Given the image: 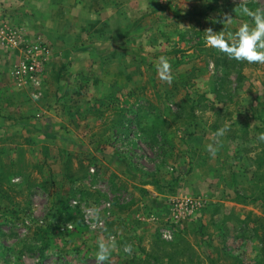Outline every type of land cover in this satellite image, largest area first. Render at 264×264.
Masks as SVG:
<instances>
[{"label": "rangeland", "instance_id": "obj_1", "mask_svg": "<svg viewBox=\"0 0 264 264\" xmlns=\"http://www.w3.org/2000/svg\"><path fill=\"white\" fill-rule=\"evenodd\" d=\"M161 1L146 22L148 45L136 40L129 52L123 37L114 40V68L82 59L76 64L87 67L70 69L91 54L52 55L57 47L48 45L37 85H17L16 103L4 94L1 111L18 130L0 128V264H98L96 241L110 236L118 247L103 264H163L166 253L176 264H264L256 238L264 200L235 198L264 190V171L252 184L248 161L264 150V64L237 62L205 42L209 28L229 36L250 23L240 5L264 9V0ZM10 17L1 21L17 31ZM91 33L81 30L82 45ZM161 56L171 83L157 73ZM105 74L120 84L91 81ZM119 108L145 119L122 131L113 126ZM155 116L165 125L151 133ZM67 165L72 182L63 177ZM187 199L202 206L177 212L174 204Z\"/></svg>", "mask_w": 264, "mask_h": 264}, {"label": "crops", "instance_id": "obj_2", "mask_svg": "<svg viewBox=\"0 0 264 264\" xmlns=\"http://www.w3.org/2000/svg\"><path fill=\"white\" fill-rule=\"evenodd\" d=\"M161 2V0H0V20L3 14L9 17L12 15L9 22L16 26L17 31L13 30L16 36L22 41L48 42L49 47H57L51 51L52 55H79L82 52L83 56L91 54L92 58H74L70 69L77 68L76 66L87 67V63L84 65L76 63L82 59H91L88 62L92 64L96 61L93 66H98V69L102 71L104 68H114L113 63L119 55V53L114 55L115 39L123 37L122 42L128 44L129 52L131 51L129 46L136 40L138 45L149 44L150 39L145 31L152 28H147L149 25L146 22L157 19L160 12L156 7L162 4ZM84 27L93 32L91 34H94L95 38L98 32H102L96 47L90 46L95 38L83 45L80 43L81 30ZM99 44L100 47H98ZM88 49L91 51L89 52ZM12 55L10 50L3 47L0 40V101L4 100V94L9 92L7 97L16 103L20 93L12 76L16 61ZM51 59L49 66L52 67L54 57H50L49 61ZM124 62L127 63L128 60L124 59ZM126 66L117 68L124 73ZM111 76L98 75L91 81L97 87L109 86L108 80L111 84H120L117 80H111ZM17 105L15 104V107ZM15 113L19 116L18 112ZM8 116L9 114L5 115L0 107V128L6 127L4 130L9 132L13 129L18 130V127H10L11 123L5 118ZM250 182L252 184L255 182L252 175Z\"/></svg>", "mask_w": 264, "mask_h": 264}, {"label": "clouds", "instance_id": "obj_3", "mask_svg": "<svg viewBox=\"0 0 264 264\" xmlns=\"http://www.w3.org/2000/svg\"><path fill=\"white\" fill-rule=\"evenodd\" d=\"M239 12L241 15L249 17L250 23L241 24L229 36H226L223 30L216 32L209 28L206 30V45L224 53L228 58L237 62L264 64V9L252 10L246 4H242L239 7ZM229 19L230 17H227L226 21ZM155 63L160 79L171 83L172 70L167 57L161 56ZM226 131L227 127L218 128L215 136L222 137ZM261 139H264V136ZM207 150L215 155L216 149L211 144L207 146ZM117 247V240L113 236L107 239H98L95 253L98 264L108 261L112 251ZM122 251L127 255H131L133 252L132 244H124Z\"/></svg>", "mask_w": 264, "mask_h": 264}, {"label": "built area", "instance_id": "obj_4", "mask_svg": "<svg viewBox=\"0 0 264 264\" xmlns=\"http://www.w3.org/2000/svg\"><path fill=\"white\" fill-rule=\"evenodd\" d=\"M0 40L6 49H9L15 56V64L12 76L18 86L28 84L37 85L44 68V61L49 51V47L44 41H22L13 29L7 28L0 20ZM177 212L191 215L195 210L202 206L197 200L187 199L177 201L175 204ZM164 237H169L167 231L162 230Z\"/></svg>", "mask_w": 264, "mask_h": 264}, {"label": "trees", "instance_id": "obj_5", "mask_svg": "<svg viewBox=\"0 0 264 264\" xmlns=\"http://www.w3.org/2000/svg\"><path fill=\"white\" fill-rule=\"evenodd\" d=\"M116 111H117L118 116L115 119L113 126L115 128L119 126L122 129V131L126 129V125L124 123H129L137 119H140V120L145 119V116H143L142 113H140V111L133 113L129 109H124V108H119ZM191 112L193 111L190 110V113ZM149 119L148 121L150 122L149 128H150L151 133L153 131L155 132L156 130H158V128L161 129L165 125V121L161 120L157 116L153 117L150 120ZM258 129L261 131L264 130V128H260V127ZM150 138H153V137H150ZM153 140L158 142V139L153 138ZM248 161L251 162L250 166L253 167V177L255 178L254 183L256 184L259 180L258 171H264V150L262 149L260 153H258L255 157L254 156L249 157ZM66 162H68V160ZM63 177L69 180V182H72L75 180L72 177V173L70 172V167L68 165L64 169ZM255 189L256 188H254V190L251 189L250 195H245L238 191L239 193L237 192L235 193V196H236L235 198H237L239 202H245L246 200L250 203H255L258 200L263 201L264 200V190H262L261 192H256ZM198 231L201 232V228H199ZM256 238L259 243V257L261 259H264V230H261L259 233H257ZM163 256L165 257L164 258L165 263L163 264H172V262L176 264V260L173 258V256L170 253H166ZM155 261L159 262L158 257L155 259Z\"/></svg>", "mask_w": 264, "mask_h": 264}]
</instances>
